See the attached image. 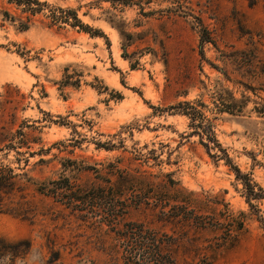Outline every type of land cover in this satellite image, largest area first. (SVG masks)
I'll list each match as a JSON object with an SVG mask.
<instances>
[{
	"label": "rangeland",
	"instance_id": "obj_1",
	"mask_svg": "<svg viewBox=\"0 0 264 264\" xmlns=\"http://www.w3.org/2000/svg\"><path fill=\"white\" fill-rule=\"evenodd\" d=\"M37 1L46 6L30 16L0 0V162L37 182L66 177L81 186L104 183L93 171H72L68 160L103 175L118 159L121 167L145 171L154 181L170 174L209 201L201 213L227 208L246 215L237 246L203 250L206 256L181 252L179 264H204V257L212 264H264V225L234 171L190 136L188 118L169 110L198 100L210 109L211 92L220 85L246 101L242 113L217 116L215 133L232 164L264 190V0ZM58 8L75 11L96 35L52 24L51 17L61 15ZM4 11L29 16V29L19 30ZM200 24L213 42L203 44L202 56ZM18 131L28 143L17 149L20 155L6 148ZM24 196L27 217L0 213V250L19 254L0 264H47L52 252L59 253L56 264H123L121 254L110 250L117 243L113 233L94 229L32 187ZM252 203L262 215L264 200ZM152 219L134 210L125 217ZM220 236L203 232L204 245ZM19 241H29L30 248L15 246Z\"/></svg>",
	"mask_w": 264,
	"mask_h": 264
},
{
	"label": "trees",
	"instance_id": "obj_2",
	"mask_svg": "<svg viewBox=\"0 0 264 264\" xmlns=\"http://www.w3.org/2000/svg\"><path fill=\"white\" fill-rule=\"evenodd\" d=\"M9 3L21 7L22 13H28L30 16L40 13L42 7L46 6L37 0H9ZM57 10L61 15L52 16V24L63 22L73 28L78 27L92 36L96 35V32H92L88 26L82 24L75 11L60 8ZM2 16L7 21L17 22L18 29L21 31L29 29V16L17 18L8 11L2 12ZM200 27L198 32L200 55L202 56L203 44L213 42L208 30L202 24ZM67 83L77 85L79 81ZM210 98L213 104L210 109L198 100L179 102L171 106L169 110H174L177 114L188 118L190 136H198L200 144L210 158L214 161L223 160L225 165L234 171L236 180L242 185L247 205L255 212L257 221L264 225V213L259 215L260 210L252 203L264 200V190L232 164L231 158L215 133L214 122L217 116L224 113L230 115L242 113L246 101L237 100L234 94L222 85L212 90ZM259 113L264 115V109ZM17 135L18 140L15 137L12 138L6 148L20 155L17 149L27 148L28 143L22 131H18ZM96 145L105 150L115 148V145L109 142H97ZM40 153H43V150H40ZM33 154L29 153L30 156ZM137 159L138 155L132 160ZM27 162L26 159L25 163ZM40 162L44 160L41 159ZM68 162L74 167L72 171H93L96 178L104 185L81 186L66 177L37 182L28 178L26 174H15L11 167L0 162V213L9 212L27 217L28 210L25 208L26 202L23 201L24 192L32 187L35 192L52 198L94 229L113 233L117 243L110 250L116 255L121 254L123 264H179L178 255L181 252L186 255L197 251L206 256L207 250L232 248L237 246L242 234L246 231L244 213L234 215L227 208L215 215L201 213L203 205L209 201L207 199L202 201L192 192L184 190L171 178L170 174H164L158 181H154L155 176L145 171L121 167L122 159L109 163L104 175L90 166H78L70 160ZM63 167L66 168V166ZM130 210L148 212L153 219L151 221H126L125 217ZM167 227L171 233L164 230ZM205 231L220 232V241L204 245L203 232ZM23 243L26 249L30 248L29 241H19L15 246ZM7 245L10 248V245ZM7 255L13 262L19 254H13L10 250H0V260ZM20 255H23V252H20ZM204 259L206 260L204 264H212L207 262L208 258L204 257ZM58 260L59 253L52 252L47 264H56ZM185 264L189 263L185 261Z\"/></svg>",
	"mask_w": 264,
	"mask_h": 264
}]
</instances>
